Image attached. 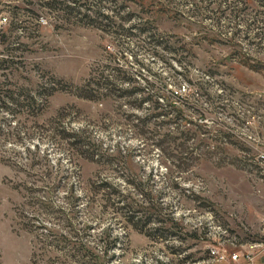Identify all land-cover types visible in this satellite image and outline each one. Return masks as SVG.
Segmentation results:
<instances>
[{"label": "rangeland", "instance_id": "rangeland-1", "mask_svg": "<svg viewBox=\"0 0 264 264\" xmlns=\"http://www.w3.org/2000/svg\"><path fill=\"white\" fill-rule=\"evenodd\" d=\"M76 1L0 0V264H192L261 239L264 0ZM161 79L200 125L181 147L139 131ZM79 127L104 156L71 147Z\"/></svg>", "mask_w": 264, "mask_h": 264}, {"label": "trees", "instance_id": "trees-1", "mask_svg": "<svg viewBox=\"0 0 264 264\" xmlns=\"http://www.w3.org/2000/svg\"><path fill=\"white\" fill-rule=\"evenodd\" d=\"M74 1L77 2L76 0ZM82 6L86 7L87 10H92L91 7L81 5V7ZM95 13L97 17H101L102 15L101 13L98 14V12L96 11ZM104 16L108 17V15H104ZM133 27H137V26H133ZM112 71H114V68ZM111 77H112L111 72L108 74V76L103 77V80L99 81L102 85L98 86L97 89L93 87L94 81L92 79L86 80L84 84L78 87L80 96L85 99H98L101 95H104L105 92L112 90L111 86L116 84V82L113 79H111ZM160 81H161L160 85L159 84L155 85L154 83L149 82V84H147L146 87L139 89V92L141 94L142 104L145 102H149L147 106L143 107V110L145 111L143 117L138 118L139 131L142 134H145L147 132V129L148 130L151 129L152 131L156 132L158 137L159 136L167 137V138L169 137L172 141L181 139V141L177 144L178 147H181L187 141V137H188L187 133L188 132L192 133L194 130L193 128L187 129V122L194 124L196 126L195 129L197 130H199L200 125L198 123L197 124L194 123V121L190 119H188L187 121V114L184 112V107L187 105V102L184 103L183 101L177 100L175 98L176 96L173 93H169V94L166 93V91H170V90L166 89L167 85L163 83L162 79ZM94 86H96V83H94ZM160 99H163V101H161ZM166 117L168 119H166ZM159 128L164 129L165 131L162 132L161 130H159ZM71 130L72 131H70L68 135V137L72 141L71 147L75 151H77L80 155L86 156L87 158H95L96 156L100 158L101 156H104L103 154H101L102 151H100L98 148L94 146L93 147L91 146L92 142H90V136L87 134L86 128H80V127L71 128ZM117 159L113 158L111 160H117ZM105 187L114 190V191L112 190L109 191L110 194H114V193L120 194V190L118 189V184L114 185L112 183H105ZM117 197L118 199L115 200L112 204L118 203L120 204L121 208H126V209H132L135 208L136 206L138 207L139 203L135 199L132 198L129 199V197L120 198V195H118ZM147 202L150 201L147 200ZM137 216L140 217L139 215ZM132 217L133 216H131L130 218ZM151 221H152L151 218H148L146 220V222H151Z\"/></svg>", "mask_w": 264, "mask_h": 264}, {"label": "built area", "instance_id": "built-area-1", "mask_svg": "<svg viewBox=\"0 0 264 264\" xmlns=\"http://www.w3.org/2000/svg\"><path fill=\"white\" fill-rule=\"evenodd\" d=\"M264 162V150L258 154ZM264 264V222L262 238L245 243L230 242L218 239L209 248L208 257L192 264Z\"/></svg>", "mask_w": 264, "mask_h": 264}]
</instances>
